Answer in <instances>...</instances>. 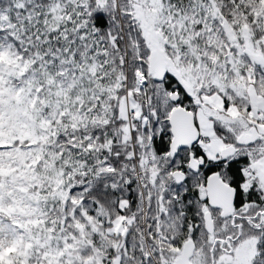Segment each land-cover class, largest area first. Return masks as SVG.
Here are the masks:
<instances>
[{
	"label": "snow or ice",
	"instance_id": "snow-or-ice-1",
	"mask_svg": "<svg viewBox=\"0 0 264 264\" xmlns=\"http://www.w3.org/2000/svg\"><path fill=\"white\" fill-rule=\"evenodd\" d=\"M0 264H264V0H0Z\"/></svg>",
	"mask_w": 264,
	"mask_h": 264
}]
</instances>
